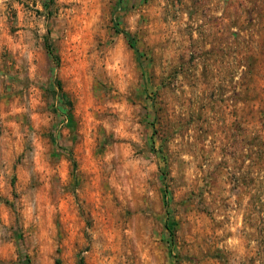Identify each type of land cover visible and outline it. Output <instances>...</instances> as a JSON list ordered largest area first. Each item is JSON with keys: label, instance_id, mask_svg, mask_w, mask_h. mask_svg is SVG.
<instances>
[{"label": "rangeland", "instance_id": "obj_1", "mask_svg": "<svg viewBox=\"0 0 264 264\" xmlns=\"http://www.w3.org/2000/svg\"><path fill=\"white\" fill-rule=\"evenodd\" d=\"M0 264H264V0H0Z\"/></svg>", "mask_w": 264, "mask_h": 264}, {"label": "trees", "instance_id": "obj_2", "mask_svg": "<svg viewBox=\"0 0 264 264\" xmlns=\"http://www.w3.org/2000/svg\"><path fill=\"white\" fill-rule=\"evenodd\" d=\"M127 37H128V45L131 47V48H134V43L133 41H131V39L129 38V34L126 33ZM47 50H49V52H51V49L49 47H46ZM135 50V49H134ZM52 57L55 59V55L52 53ZM166 227H168V224L165 223Z\"/></svg>", "mask_w": 264, "mask_h": 264}]
</instances>
